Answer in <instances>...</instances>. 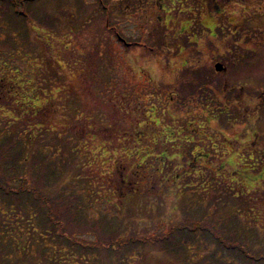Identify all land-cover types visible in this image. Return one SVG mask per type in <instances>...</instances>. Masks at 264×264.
I'll use <instances>...</instances> for the list:
<instances>
[{"label": "rangeland", "instance_id": "374dc122", "mask_svg": "<svg viewBox=\"0 0 264 264\" xmlns=\"http://www.w3.org/2000/svg\"><path fill=\"white\" fill-rule=\"evenodd\" d=\"M105 1L114 6L113 15L120 18L119 29L131 49L105 27L96 0L29 3L30 20H43L18 25L33 28L42 54L32 63L17 60L35 81L40 110L33 118L23 117L22 124L41 125L61 142L67 137L80 142L78 156L88 154L80 173L89 181L78 190L91 200L85 214L94 220L104 214L105 227L113 219L112 229L121 239L132 229L143 237L150 228L155 236L187 228L207 236L178 251L132 247L126 262L103 248L98 253L90 247L86 254L72 249L63 264H186L185 252L198 262L200 255L218 250L213 232L230 238L236 254L243 247L248 254H264V119L257 122L264 117V0ZM217 62L225 68L204 70L209 77L194 96H177L189 64L214 67ZM0 115L9 120L3 111ZM140 134L151 142L170 140L165 147L150 148L158 157L149 159L153 164L163 155L171 158L164 177L182 180L180 188L174 184L167 190L161 182L151 184L145 200L162 201L161 207H141L129 191L145 151ZM131 138L140 145H133ZM134 148L139 149L136 161L128 159ZM61 153L68 155L66 146ZM71 188L68 185L66 192ZM92 191L98 192L91 198ZM41 217L0 225V264H18L25 253L36 264L50 259L49 238L31 232ZM128 224L126 231L122 225ZM73 227L70 230L85 242L99 238L94 229ZM99 234L108 235L106 230ZM47 248L45 259L41 252ZM225 249L219 254L230 258ZM241 259L233 260L243 264Z\"/></svg>", "mask_w": 264, "mask_h": 264}, {"label": "trees", "instance_id": "16d2710c", "mask_svg": "<svg viewBox=\"0 0 264 264\" xmlns=\"http://www.w3.org/2000/svg\"><path fill=\"white\" fill-rule=\"evenodd\" d=\"M34 1L36 0H0V10H2L0 14V112L3 111L4 116L9 118V120H6L0 115V225H4L6 222L5 226L7 227L10 222H15L16 224L20 221L29 222L33 218L43 216L39 221L41 223L40 226H35L31 230V232H34L33 234L37 233L40 235L39 237H43L45 240L49 238L50 244L46 247L53 249V255L49 256V260L42 261L43 264H63V256L71 255L73 253L72 249L86 254L87 252L85 251L90 247H93L92 251L97 249L98 253L102 248L107 249L112 254L118 255L119 262L122 259L126 262V254L132 247L146 248L148 246L155 248V245L156 247L162 246L165 251H171L174 248H177L178 251L182 247L188 248L187 245L190 242L193 243L206 238L207 235L198 236L197 231L193 228L178 230L175 235L174 230H170L169 232L166 231L165 235L162 233L159 236H155L154 231L152 230L151 232L150 228L144 231L146 235L144 234L143 237L136 232L137 230L132 229L128 235L126 234L121 239L120 235L117 236L118 234H115L117 230L114 231L112 229L114 225L113 219L112 224H108L105 227L102 224L104 214L100 220L99 218L94 220V218L87 217L85 211H87V204L89 201L91 203V200L84 198L78 190H80V187L87 185L86 181H89L88 176L84 178L80 173L84 169L82 165L86 164L84 162L85 159L88 161V154L83 157L78 156L79 153L76 151H78L80 142L75 141L76 139L72 137H67V142H61L60 137L58 138L57 135L53 137L54 135H50V130L41 128V125L27 127V125L22 124L23 117L33 118L38 115L40 110H36L35 100H37L38 92H35V81L31 79L29 72L24 71L25 69L19 63L20 61L17 60V58H20L21 61L28 59L27 61L32 63L42 54L40 45L35 40L33 28L25 27L21 29L20 25H18V21L33 22V20H37L42 22L43 19H36L38 16L32 18L33 20L29 18L28 9L30 10V8L28 5ZM95 3L99 10L102 9L101 19L105 20V27L116 35L119 32L120 18L113 15L114 6L104 0H96ZM10 9L13 10L12 14L8 11ZM6 22L10 25L8 26ZM261 39L260 43L264 46V37ZM231 42L234 43L233 41ZM130 45L126 46L127 50L131 49ZM107 55L106 53L105 57ZM248 60L249 58L246 61L249 62ZM100 61L103 62V59L101 58ZM211 67L189 64L188 68L185 69V78L181 77L180 79V84L176 91L177 96L185 99L194 96L195 94L193 93L198 91V89H202L203 84L209 77L204 70L214 72V67ZM31 68L33 69L34 66L32 65ZM188 80L190 82H187ZM46 84L47 81H44V85ZM188 90L190 92H187ZM10 113L13 115L10 116ZM228 115H230V112H228ZM10 117L14 119L11 120ZM234 118L236 117L234 116ZM261 118L257 121L259 124L263 123L264 117L261 116ZM144 124L150 126L151 123L146 124L144 122ZM156 124L158 125L157 121ZM141 136L145 138V142L141 146L145 151H141L143 156H141L140 162H137V168L133 173L129 191H131L133 197L135 196V200L138 201L135 203H138L141 207L150 205V203L161 207L164 204L162 201L145 200L149 194L148 191L150 192L153 189L151 184L161 182L163 183V189L164 187L166 189L168 185L174 186V184L176 185L175 188H180L181 185L178 182L182 180L164 177L166 164L168 162L170 164L171 158L165 155L161 156V160L153 163L154 167L149 159L151 156L158 157L157 154H152L149 151L150 148L156 150L154 147L158 146V144H162L165 147L170 140L164 141L158 138V140L154 139L151 142L148 137ZM134 139H130L132 144L140 145L137 139ZM64 146L68 149L66 157H64L65 154L61 153ZM137 148H134L135 151L133 153L135 155L133 154L128 159L131 158L136 161V157L139 156V149ZM165 154L167 153L165 152ZM251 166L252 164L250 168ZM144 168L146 169L145 172H143ZM152 169H154L153 172ZM68 185H71L73 190L69 193L66 192ZM183 189L184 185H182L181 190ZM93 193L95 192L92 191L91 198L94 195ZM72 226H74V230L81 227L85 232H88V229H94L95 234L99 238L96 243L85 242L74 235L76 231L70 230ZM128 226L129 224L122 225V228L127 231ZM102 230H106L108 235H104V237L100 235L99 233ZM221 230L224 231L223 228ZM213 235L217 239L218 250L211 251L205 256L200 255L201 258L198 262H194L197 258L195 260L194 258L186 257L188 253L185 252L183 261L186 264L191 262H194L193 264H235L233 259L237 257L239 260L242 258L243 264H264L263 252H251L248 254L243 247V249L238 250L240 253H237L239 254L237 255L234 252L235 249L229 246L230 238L228 239V237L215 232H213ZM118 237L119 241L117 240ZM20 239L18 238L16 242L19 247ZM223 247L227 249L224 250V253H230V258L222 257L223 253L219 254ZM48 248L42 249L41 252L45 259L50 253ZM69 248L71 252L67 251L70 250ZM81 248L84 251H81ZM99 255L101 256V253ZM26 256L27 253H25L18 264H36L33 260H27ZM1 257L2 254L0 253V259ZM94 259L96 260L97 258L94 257ZM190 260L191 262L189 263Z\"/></svg>", "mask_w": 264, "mask_h": 264}, {"label": "water", "instance_id": "95a60500", "mask_svg": "<svg viewBox=\"0 0 264 264\" xmlns=\"http://www.w3.org/2000/svg\"><path fill=\"white\" fill-rule=\"evenodd\" d=\"M216 68H217L218 70L221 71V69H222V65H221V63H220V64L218 63V64L216 65Z\"/></svg>", "mask_w": 264, "mask_h": 264}, {"label": "flooded vegetation", "instance_id": "af4514ba", "mask_svg": "<svg viewBox=\"0 0 264 264\" xmlns=\"http://www.w3.org/2000/svg\"><path fill=\"white\" fill-rule=\"evenodd\" d=\"M158 4V3H157ZM163 9H164V7H163Z\"/></svg>", "mask_w": 264, "mask_h": 264}]
</instances>
